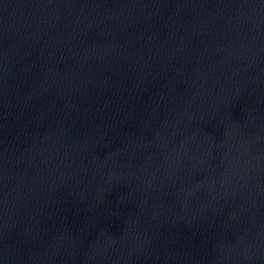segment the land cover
I'll list each match as a JSON object with an SVG mask.
<instances>
[{
	"label": "water",
	"instance_id": "1",
	"mask_svg": "<svg viewBox=\"0 0 264 264\" xmlns=\"http://www.w3.org/2000/svg\"><path fill=\"white\" fill-rule=\"evenodd\" d=\"M180 0H0V264H28L120 85Z\"/></svg>",
	"mask_w": 264,
	"mask_h": 264
}]
</instances>
